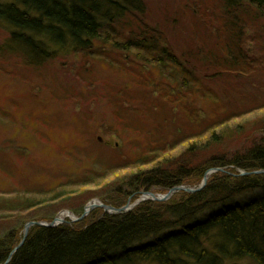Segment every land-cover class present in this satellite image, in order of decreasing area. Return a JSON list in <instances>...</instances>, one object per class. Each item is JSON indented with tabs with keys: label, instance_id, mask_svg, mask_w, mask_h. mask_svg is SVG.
Segmentation results:
<instances>
[{
	"label": "trees",
	"instance_id": "1",
	"mask_svg": "<svg viewBox=\"0 0 264 264\" xmlns=\"http://www.w3.org/2000/svg\"><path fill=\"white\" fill-rule=\"evenodd\" d=\"M217 1L226 38L221 29L216 35L220 34L227 56H208L211 62L232 74L249 59L251 64H264V26L252 29L250 36L258 54L246 46L249 22L264 20V0ZM146 4V0H0V29L7 34L0 55L18 56L26 69H36L59 57L105 53L108 57H103L120 70H139V84L153 88L154 93L162 91L167 100L186 90L198 92L201 70L193 60L198 54L176 56L167 34L158 24L148 23ZM155 74L162 77L159 82ZM259 99L262 104L253 113L264 110V95ZM113 102L118 110L127 103L134 106L125 97L117 96ZM191 117L194 124L209 123L220 130L219 121H228L218 114L191 113ZM188 132L185 136L184 128L175 129L174 139L188 143L181 155L159 158L157 165L127 176L116 189L98 197L105 205L121 208L145 192L198 187L208 170L226 169L213 174L202 191L179 192L166 202L145 201L120 215L99 209L103 213L99 219H93V212L79 222L51 228L36 225L13 253L23 240L24 223L16 232L0 234V264H264V174L240 176L241 171L264 170V137L254 143L245 137L241 146L230 148L226 143L232 141L233 133L222 130L219 136L191 143L197 135ZM178 141L172 140L171 147ZM150 149L152 154L167 150ZM89 199L79 207V217Z\"/></svg>",
	"mask_w": 264,
	"mask_h": 264
},
{
	"label": "rangeland",
	"instance_id": "2",
	"mask_svg": "<svg viewBox=\"0 0 264 264\" xmlns=\"http://www.w3.org/2000/svg\"><path fill=\"white\" fill-rule=\"evenodd\" d=\"M146 1L148 23L158 24L167 34L175 55L181 59L198 54L193 58L201 70L198 92L186 90L170 102L162 91L154 93L153 88L139 84V70L122 71L103 57L105 53L59 57L36 69H26L18 56L0 55V234L46 217H53V222L64 216L66 222L74 223L84 200L91 197L85 208L127 176L157 165L159 158L185 152L188 143L174 139L176 128H184L185 136L188 131L197 135L191 143L219 136L222 130L233 133L232 141L226 143L230 148L241 146L245 137L253 143L264 137L260 130L264 110L252 112L262 104L264 64H251L249 59L232 74L208 57L227 56L220 34L216 35L220 29L225 32L219 2ZM263 26L260 18L247 25L246 46L256 54L250 36L252 29ZM6 37L0 29V45ZM80 66L85 70L78 73L75 68ZM249 73V78H237ZM154 77L157 82L162 79L158 74ZM117 96L134 106L127 103L115 109ZM191 113L224 115L228 121H219L220 130L209 123L194 124ZM172 140H179L176 147H171ZM152 146L167 150L152 154ZM147 160L151 164H145ZM93 212V219L103 214L99 209Z\"/></svg>",
	"mask_w": 264,
	"mask_h": 264
},
{
	"label": "water",
	"instance_id": "3",
	"mask_svg": "<svg viewBox=\"0 0 264 264\" xmlns=\"http://www.w3.org/2000/svg\"><path fill=\"white\" fill-rule=\"evenodd\" d=\"M217 172H225V170H224V168H215V169L209 170L205 174L203 182L198 188H192V187H188V186H179V187H175V188L169 190L166 194L144 193L141 196V198L138 199L134 204L131 203V199H130L129 203L122 208H115L113 206L105 205V204L101 203L100 201H94V202L90 203L88 206H86L85 212L81 217L73 218L72 221L75 222V221L83 220L85 217H87L91 213V211H93L97 208H102L105 211V213H108V214L119 215V214H123L125 212H129L135 206H137L138 204H140L146 200H152V201H157V202H166L169 199H171L175 194H177L179 192H186V193H190V194L200 192L206 187L209 177L212 174L217 173ZM258 174H264V170H259V171H254V172H242L241 173L242 176L258 175ZM65 222L66 221L64 219L56 218L53 222H29V223H27L25 225V228H24L23 240H22L21 244L19 245V247H17V249L13 253H15L24 244V242H25V240L29 234V231L33 226L40 225V226L51 228V227H56V226L63 224ZM10 259H11V257L9 258L8 262L10 261Z\"/></svg>",
	"mask_w": 264,
	"mask_h": 264
},
{
	"label": "bare ground",
	"instance_id": "4",
	"mask_svg": "<svg viewBox=\"0 0 264 264\" xmlns=\"http://www.w3.org/2000/svg\"><path fill=\"white\" fill-rule=\"evenodd\" d=\"M61 219H64V216L60 217Z\"/></svg>",
	"mask_w": 264,
	"mask_h": 264
}]
</instances>
